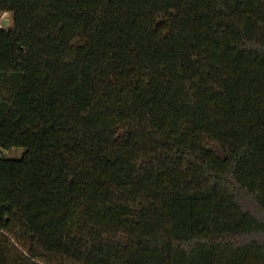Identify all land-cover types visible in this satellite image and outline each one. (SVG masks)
Segmentation results:
<instances>
[{"label": "trees", "instance_id": "16d2710c", "mask_svg": "<svg viewBox=\"0 0 264 264\" xmlns=\"http://www.w3.org/2000/svg\"><path fill=\"white\" fill-rule=\"evenodd\" d=\"M4 12L0 264H264V0Z\"/></svg>", "mask_w": 264, "mask_h": 264}, {"label": "rangeland", "instance_id": "374dc122", "mask_svg": "<svg viewBox=\"0 0 264 264\" xmlns=\"http://www.w3.org/2000/svg\"><path fill=\"white\" fill-rule=\"evenodd\" d=\"M3 19H7L8 21L5 23ZM12 25V16L10 13H0V27L8 28ZM24 149L21 147L12 148L9 150H2L0 153L8 158H19ZM40 264H66V262L58 257H48L46 259H42L38 261Z\"/></svg>", "mask_w": 264, "mask_h": 264}, {"label": "water", "instance_id": "95a60500", "mask_svg": "<svg viewBox=\"0 0 264 264\" xmlns=\"http://www.w3.org/2000/svg\"><path fill=\"white\" fill-rule=\"evenodd\" d=\"M7 21H8L7 19L4 20L5 23H6Z\"/></svg>", "mask_w": 264, "mask_h": 264}, {"label": "crops", "instance_id": "0c3cea01", "mask_svg": "<svg viewBox=\"0 0 264 264\" xmlns=\"http://www.w3.org/2000/svg\"><path fill=\"white\" fill-rule=\"evenodd\" d=\"M4 13H8V12H4ZM3 20H5V19H3Z\"/></svg>", "mask_w": 264, "mask_h": 264}]
</instances>
